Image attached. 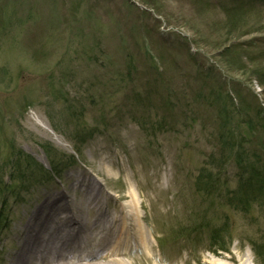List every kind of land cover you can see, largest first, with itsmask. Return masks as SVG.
Here are the masks:
<instances>
[{
	"label": "rangeland",
	"instance_id": "374dc122",
	"mask_svg": "<svg viewBox=\"0 0 264 264\" xmlns=\"http://www.w3.org/2000/svg\"><path fill=\"white\" fill-rule=\"evenodd\" d=\"M230 4L243 9L226 17ZM263 76L264 0H0V184L19 188L0 195V264L46 196L78 201L80 174L114 200L139 193L151 255L134 263L260 264L249 241L264 242V206L221 207L226 192L206 197L197 180L222 162L218 106L264 158Z\"/></svg>",
	"mask_w": 264,
	"mask_h": 264
},
{
	"label": "bare ground",
	"instance_id": "6f19581e",
	"mask_svg": "<svg viewBox=\"0 0 264 264\" xmlns=\"http://www.w3.org/2000/svg\"><path fill=\"white\" fill-rule=\"evenodd\" d=\"M107 171L110 178L112 172ZM70 182L69 189L83 188L78 201L64 192L49 194L30 211L16 235L11 264H136L133 251L151 255L133 184L114 200L101 185L85 183L81 174ZM108 201L111 207L107 209ZM210 262L229 264L217 259Z\"/></svg>",
	"mask_w": 264,
	"mask_h": 264
},
{
	"label": "trees",
	"instance_id": "16d2710c",
	"mask_svg": "<svg viewBox=\"0 0 264 264\" xmlns=\"http://www.w3.org/2000/svg\"><path fill=\"white\" fill-rule=\"evenodd\" d=\"M241 5L238 7L233 6L232 4L226 5L222 7V11L227 17L229 16L227 15L229 14L227 8L232 6L235 8L233 11L240 12L241 9H243V6ZM226 24L229 25L228 22H226ZM227 50L229 49H224V51ZM217 110L220 112L219 116L221 117V121L223 122V124L221 123V125H219V130L217 132L218 140L220 143V158L222 157V162L220 160H217L216 162L212 163L213 161L208 157L204 164L206 166V172L204 170L200 171L201 178L197 180V185H199L200 191H203L206 197L208 196L221 198V194L223 193V191H225L226 198L221 207H230L234 210H238V213L241 212L243 214H246L253 204L257 206H264V158H262L259 153L252 151L250 148H246L248 143L247 138H251V136L253 135L251 127L248 126V128L250 129L248 132V136L246 139H243L238 130V127H233L231 122L232 118L231 116H229V112L226 110V107L224 106L220 108V106H218ZM43 149H45V151H47L49 154L50 151H52L51 145L49 143H44ZM76 153L78 154L77 150ZM51 157L52 155L50 154V158ZM64 159V161H67L69 164L74 162V159H72V157L70 156ZM49 162L52 173L55 175L58 174L57 164L56 162H53V158L50 159ZM229 164L235 167V173L233 174V177L236 178V181L234 183V187L232 188L228 186V181H221L219 176L221 173H224L226 169L225 166ZM34 165L38 169L42 170L41 166H39L37 163H34ZM24 169L25 168H23L22 171H24ZM22 171L18 170L19 173ZM211 176H214V178H210ZM13 177L14 174H11L10 181H12ZM4 185L5 184L1 186L0 184V195L3 194L2 188H5L7 193H9L8 195L11 194L12 196L14 192H18L19 190V188L15 189V187ZM2 219L3 218H0V223L3 222ZM5 221L6 220H4V223H6ZM208 226H211L210 220L201 218L198 222L197 228L204 229L208 228ZM212 229L213 230L209 237L210 245L212 247H216V252H226L224 247V240H220V238L218 239L219 232L215 231V227ZM262 244H264V242L258 243L254 239L249 241V246L251 247V249H253L254 255L260 259V264H264V247L259 246Z\"/></svg>",
	"mask_w": 264,
	"mask_h": 264
}]
</instances>
